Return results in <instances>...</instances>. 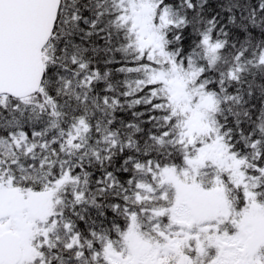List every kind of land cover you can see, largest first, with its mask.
<instances>
[{
    "label": "snow or ice",
    "instance_id": "1",
    "mask_svg": "<svg viewBox=\"0 0 264 264\" xmlns=\"http://www.w3.org/2000/svg\"><path fill=\"white\" fill-rule=\"evenodd\" d=\"M0 264H264V0H0Z\"/></svg>",
    "mask_w": 264,
    "mask_h": 264
}]
</instances>
